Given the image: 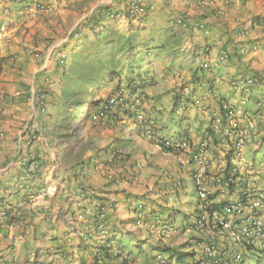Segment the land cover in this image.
<instances>
[{
  "label": "crops",
  "instance_id": "1",
  "mask_svg": "<svg viewBox=\"0 0 264 264\" xmlns=\"http://www.w3.org/2000/svg\"><path fill=\"white\" fill-rule=\"evenodd\" d=\"M197 1L144 0L145 15L125 19L126 0H0V210L4 208L7 213L0 218V264L11 254L14 255L13 264H83V246L87 249L96 247L104 237L95 233L89 221L95 200L84 201L83 197L99 196L114 224L129 217L121 209L122 202L130 201L131 195L135 196L138 191L134 183L121 180L112 185L106 179L101 170L106 161L116 166L111 172L115 171L119 177L125 175L123 169L126 167L119 166L112 146L104 148L98 155L90 151L92 148L83 150V155L75 158L79 161L83 158V169L76 172L78 179L71 175L69 167L73 162L66 157V144L55 137L57 130L48 117L39 112L37 95H34L39 71L45 69L43 73H46L53 69V63L47 60L49 50L38 67L33 65L35 53L30 55L28 63L10 69V59L3 60V57L22 53L14 41L29 47L27 41L31 36L49 32L54 22L62 27L69 23L72 30L96 8L109 6L114 15L101 23L102 28L113 27L123 36L137 29L142 38L150 40L144 46L145 50L153 44L151 35L157 36L159 41L166 38L169 47L188 53L191 58H187L185 64L188 68L211 64L204 77L210 79L215 93L203 94L210 100L212 112H216L213 108L219 97L215 87L217 81H226L238 72L260 76L256 93L264 95V0H212L204 7ZM32 2H40L43 10L38 9L42 10L39 12L32 8ZM220 10L222 12L217 14ZM255 17L259 20L252 23ZM177 20L186 26L176 25ZM156 30H159L157 34ZM87 32L83 31V36ZM62 48L65 50L67 44ZM224 52L228 54L227 59L214 65L212 62ZM6 67L7 74L14 72L3 77ZM30 68L32 76L28 81L24 76ZM183 74H187L186 71ZM110 85L111 82H107L104 87ZM254 117L264 126V108ZM261 130L263 134L264 127ZM107 143L95 146L103 148ZM36 158L39 160H33ZM30 160L39 163V168L32 164L23 170L22 164ZM29 171H33L28 176L30 179L26 177ZM79 181H83L84 190L77 186ZM24 182L30 186L28 191L20 187ZM26 192L30 194L25 200L23 194ZM111 200L117 201L116 208L109 204ZM11 216L16 220L13 230L7 222ZM85 234L89 238L83 240Z\"/></svg>",
  "mask_w": 264,
  "mask_h": 264
},
{
  "label": "rangeland",
  "instance_id": "2",
  "mask_svg": "<svg viewBox=\"0 0 264 264\" xmlns=\"http://www.w3.org/2000/svg\"><path fill=\"white\" fill-rule=\"evenodd\" d=\"M42 10L37 11L40 12ZM119 10L120 8H118L115 12L118 13ZM56 23L57 22H54L53 25H50L49 32L44 31L38 35H32L29 41H27L29 47H24L21 43L14 41L18 47L17 50H22V53L20 54L14 52L8 54L6 58L3 57V60L10 59V67L8 66V68L16 69L21 63H28L31 61L30 55L35 53L36 56L32 59L35 61V64L33 65L34 67H38L39 64L42 63L46 50H49L47 60H50L53 63V66H55L57 50L67 44V49L65 50L66 53L74 43V40L79 41L83 37V35H76L70 40L69 34L72 30L69 23L63 27L58 26L59 24L57 25ZM105 29L108 30L106 27ZM158 31L159 30H156L155 34H157ZM67 32L68 34H66ZM51 34L53 35L51 36ZM85 36H88V40L91 42H97L90 31L85 33ZM99 36H102V34ZM151 41L153 44L150 45L149 49L145 50V45H143L142 49L138 50L137 54H135L137 57L134 61L126 55L127 53L123 52L119 62L121 63V68H123V75L130 73V70L132 69V72L134 73H146L155 82L152 87L147 88L146 92L149 93H145L143 98V111L148 120L153 122L151 125V132L153 133L152 136H154V138L145 135L144 126H147V124H137L133 122L132 118H126L124 116H121L120 118L117 117L116 114L113 117L114 120L110 118L109 121H107V123H105L102 127L92 125L89 118H87L89 114V107L87 106H85L82 113L76 118H72L71 115H68L67 118L61 117L59 124L62 128L59 129L58 126H56L54 130L59 129L58 131L60 136L58 137V141H63L66 144V157L73 163L79 161V159L75 160V158L78 155H83V150L87 151L88 147L92 148L90 150L91 152L98 155V153H100L104 148L112 146V149L114 150L113 156L118 160L119 166L123 168L124 166L126 167L123 169V171H125V175H123V177H119L115 171L111 172L116 168V166H111V161H106L101 169L104 171L106 179L112 185H116L115 181L119 182L121 180H125V182H128L129 184L134 183L138 188L136 195H132V199L130 201H127L125 198L126 200L122 202L123 205H121V209L125 214L129 216L127 208L129 204H134V202L140 198L139 196H144L145 198L141 199L144 200L145 204H147L150 212L158 210L157 214L160 218H165L170 215L174 217L175 225H180L188 219L190 213L192 216L195 214L194 205L197 197L196 186L187 172L188 166L185 163L183 164V162H185V155L163 151L156 142L159 136L174 138L178 134L184 132L186 128L181 127L179 124V119L181 117L190 116L193 118L196 116L200 121L202 129L212 119H210V114L208 112H197L195 107H192L191 105L190 108L186 110L185 99L179 100L176 107L173 108V103L175 101L173 92L178 91L183 84H187L189 90L192 88V84H188V82H190L191 73L186 69L188 65H185L187 63V58H189V60H191V58L188 53H184V50L178 52L176 49L169 47V43H165L164 49L159 51V49L154 46H160L163 43H161L158 38H153ZM162 41L168 42V39L165 38ZM24 48H27L30 52L24 51ZM18 57L20 59H18ZM39 58L40 61H37ZM212 63L214 64V62ZM48 66L49 63H47V68H49ZM180 67L181 70H179ZM8 68H4L5 73L3 74V77L7 75L9 76L14 72L11 71V74H7ZM32 68L27 69L28 71L24 76L28 81L32 76ZM44 70L45 69H42L40 71L44 72ZM183 71H186L187 74H183ZM1 72L2 68H0V73ZM176 73H178L177 76H175ZM182 74L184 76H182ZM45 78H48L55 84L53 86V84L50 83L49 86L53 87H46L43 83L42 87H46L45 89L47 90L45 93L58 96L61 85L60 80L58 79V71H56L55 68L51 71L49 70L42 74L40 80H43L44 82ZM123 78L124 77H122V80ZM221 78L223 77L220 76V79ZM172 80H174V82H171ZM110 82L111 85L108 86V88H105V85L100 88V90L94 95V99L105 98L112 93V89L116 85V81L113 80ZM34 85H36L35 80L33 86ZM215 87L217 88L219 97H239L240 95L239 92L234 93V91L230 89L229 85L225 84L222 80H218ZM201 91L202 90H196L195 94L198 95ZM206 91L207 90H205V92ZM214 93L215 92H212L210 95ZM52 98L49 97V99H46L45 97L46 101L44 107L46 112L44 116H50V114L53 115L54 113L53 106L58 104V102H55V99L53 100ZM203 100L205 101V105L209 107L210 100L208 97H205ZM243 107L245 109L253 108L252 100L246 101V104ZM193 129L195 131L199 130L197 127H193ZM258 133L259 130L257 129V134H255V137L252 140L250 139V143L247 144V148L245 147L242 149V154L245 157L246 164L252 163L254 170L260 173L258 174V183L263 184L264 144L260 141L264 140V133L262 135ZM102 142L108 143L103 148L95 146L96 144H101ZM99 158L100 157L98 156V159ZM81 160H83V158ZM73 163H71V165ZM178 182L181 184L182 188L177 186ZM171 184L174 185L173 191L170 189L172 186ZM116 202L117 201L111 200L109 201V204L112 208H116ZM127 202H129L128 205H126ZM164 205L166 206L163 207ZM120 227H124L123 231H128L130 234H134L126 238L125 243L127 250L130 252L138 255V251L140 250V256L138 255L135 257L138 259V263L143 264L142 260L147 257L150 259V264H159L151 257L158 252L160 247L152 235H148L145 230H139L136 228L132 229L129 225ZM138 239L141 240V242ZM187 240L186 234H178L173 239L168 241V245L166 247H169L174 254L180 249V246L184 244V248H182V250L186 251L187 246H185V243ZM222 242H230V236L225 237ZM242 264L264 263H257L256 259L253 260L250 255H246Z\"/></svg>",
  "mask_w": 264,
  "mask_h": 264
},
{
  "label": "trees",
  "instance_id": "3",
  "mask_svg": "<svg viewBox=\"0 0 264 264\" xmlns=\"http://www.w3.org/2000/svg\"><path fill=\"white\" fill-rule=\"evenodd\" d=\"M113 16L114 14L111 12L109 6H102L99 8H96L95 11L92 12L91 15L87 16L84 20L82 19L70 32L69 38L70 40L74 38L76 35H83V31H90L95 40L91 42L88 36H83L81 40H74V43L71 45L68 52L65 53V49L61 47L56 52V58H55V66H53V69L55 68L56 71H58V79L60 80V89L58 96L56 95H49L48 93H45L47 91L46 87H53L55 84L53 81L49 80L48 78H45V81L40 80V77L42 76L43 71H39V76L37 75V78L35 80L37 81V88L35 90V94L37 95L38 99V107L39 112L42 115H45V97L46 99L49 97L52 98L55 102H58V104H55L53 106L54 113L53 115L50 114L48 117V121H50V124L54 126H58L59 129L62 127L59 124L60 118H67L68 115L72 118L78 117L82 110L85 108V106L89 107V112L94 111L98 108V105L102 100H105V98H98L94 99V95L100 90V88L107 84V81H116V85L112 89V93L120 90L125 89L129 93H138L139 95H145V92L147 88H150L155 83L151 77H149L146 73L142 74L141 72L134 73L132 72V69L130 70V73L123 75L121 68V63L119 60L122 57V53H127L128 57L134 61L136 59V55L138 50L141 49L143 45H146V43L150 40H146L140 36L139 31L136 29L131 34L127 36L121 35L117 30L114 28H102L101 23L110 16ZM130 19V18H128ZM258 19V17H255L252 20V23H255ZM140 21V18H139ZM180 22H182L180 20ZM183 23V22H182ZM180 26H186L185 23ZM105 29V30H104ZM108 31V32H107ZM102 36H99L101 35ZM152 38H156L157 36L151 35ZM160 46L155 45L154 47L160 50H163L165 47V42L160 41ZM206 48H204V52H206ZM61 54L62 59L64 63H59L57 59V54ZM225 53V52H224ZM175 54V53H174ZM226 54V53H225ZM226 54V59H227ZM221 56V55H220ZM214 62V61H213ZM221 61L217 58V60L214 62V64L220 63ZM224 62V61H222ZM211 64H202L201 67H196L195 69L188 68L187 70L190 71V82L188 84L191 85V89L189 90V87L187 84L181 85L180 89L178 91H174L173 95L175 98V101L173 103V108L176 107L177 102L181 99L186 100V110L190 108V105L192 107H195L196 111H200L203 113H209L211 121L208 122L204 128H201L200 121L197 119V117L191 118L190 116L181 117L179 119V124L181 127L186 128V130L176 136V138L181 139H187L188 142L191 140H197L199 139L201 142L204 141H212L214 143L220 141L221 128L216 129L214 126V123L212 124L213 120L216 118L217 115L220 114L222 116L221 111V105L223 103H235L234 105L240 103L241 100H244V105L246 104V101L252 100L253 108L255 109L252 111L251 109H245L243 107V111L246 112L245 114L254 115L258 112V110H261L264 108V95L256 93V90L258 89L257 84V78L259 79L260 76H257L255 74H249L244 71L238 72L236 75L229 76L226 81L224 80L225 84H228L230 89L234 91V93L239 92V97H217L215 103L216 108H213L214 111L212 112L211 106L207 107L205 105V101L203 100L205 98L203 92L207 90V93H212L214 91L213 87L210 84V79L205 78V74L210 71ZM181 70V67L179 68ZM178 72V71H177ZM130 74V75H129ZM178 73H176L175 76H177ZM122 77L123 80H122ZM240 77L239 79H237ZM177 78V77H176ZM177 80V79H176ZM46 87H42V85ZM50 83L53 84V86H49ZM24 87L27 88L26 84H23ZM196 90H202L200 94L196 95ZM43 96V97H40ZM196 99H200L202 101V105L204 106V109H198L196 103ZM57 105V106H56ZM68 113V114H67ZM121 114L126 116H132V114H126L125 112H121ZM90 117V114H88V117ZM63 121V120H62ZM90 121V119H89ZM203 123V122H202ZM257 126L259 128L263 127V124L261 122L257 123ZM193 127L199 128V130L195 131ZM58 129V130H59ZM57 130L55 137L58 139L60 136L59 131ZM199 135V136H198ZM198 137V138H197ZM253 139V138H252ZM264 139V137H263ZM192 142V141H191ZM262 144H264V140L260 141ZM61 143H64L63 141ZM158 145H162L164 151H170L169 148L165 147L163 144V141H161V138L158 142H156ZM232 151L227 150L225 152V164L224 167H233V161L231 157ZM233 156V155H232ZM33 160H39L38 158ZM33 160L24 162L22 164V169L27 170L30 168L32 164H34L35 168H39V163H33ZM71 169V175L78 179L79 173L76 172L78 170L83 169V160H80L69 167ZM33 171H29L26 175L27 178L32 174ZM33 176V175H31ZM30 179V178H29ZM28 179V180H29ZM32 179V178H31ZM116 182V181H115ZM117 183V182H116ZM77 186L84 190V183L83 181H79L77 183ZM24 190H29L30 186H28V183H25L20 185ZM19 189V188H18ZM20 190V189H19ZM30 192H26V194H23V198L25 200L27 199ZM132 196V195H131ZM140 198L144 199V196H139ZM209 199H214V196L209 195ZM85 199L93 202L95 200V204L93 205V215L91 216V219L89 220L91 224L93 225V229L95 233H100L101 229H98V225H101L102 229L105 232L104 237L102 238L101 242H99L98 246L93 247L91 249H87L85 246H83V264H85V257H89L93 255V250L96 248L98 252H102L103 256L106 259L105 264H131V263H137V260L135 257L138 255L140 256V250L138 251V255L130 252L126 248V238L134 235L130 234L128 231H123L124 225L134 226L135 220L138 217H135L134 213H140L143 215L149 214V219L151 218H158L159 220H164L163 222L172 224V216L168 215L165 218H160L157 214V211H152L148 209L147 204H145L144 200H136L134 204H129V202L126 203L129 217L124 220H120L114 224L110 222L111 216L109 213H106L105 211V205L103 202H101V198L97 195L91 194L85 195L83 197V200ZM222 207L221 204H217L214 206L215 209L219 210ZM7 216V213L5 214ZM190 216H188V219L186 220V225L183 227V231H186L187 228H191V230L187 233V239H196L199 242H203L206 246H202L201 250L203 251L202 254L207 256L205 258L206 263L208 264V261H212L213 259L219 258L218 264H222V259L224 261H228L230 263H235V261L232 258L231 252H228L229 250H233L232 247H228L227 245H224L223 248H220L217 246V243H214L216 236H213L214 238L212 241L210 240V236L206 238H202L203 232L193 230V224H190L189 222ZM9 224H14L16 222L15 218L13 216L10 217V219L7 221ZM136 226V225H135ZM136 229H143L148 235H152L154 239L159 244V250L158 252L151 256L152 259L155 261H160V258L157 259V257L161 256L162 260L164 261L165 256L164 254L166 252L170 253L172 252L169 247H166L168 245L167 242L161 240V238H156L148 228L144 227H137ZM176 230V228L173 226V231ZM182 231V230H181ZM182 231V232H183ZM86 237H83V240H85L88 235L85 234ZM175 237V231L172 233V235L168 238V240L173 239ZM139 240V239H138ZM141 242V240H139ZM85 244V243H84ZM186 244V243H185ZM249 245V244H248ZM139 246V245H138ZM184 248V244L180 246V249L175 252L174 254L171 253L168 256L170 258H173L177 261V263H185V264H202L201 261L195 260L194 258V251H184L182 250ZM211 252L210 255H207L208 251ZM112 250V252L110 251ZM111 254H109L108 253ZM248 251H254L248 249ZM228 252V253H227ZM248 252V253H249ZM251 259H256L257 263H264V249L255 250L254 252H250ZM192 259V260H191ZM143 264H150V259L145 258L142 260ZM189 261V263H188ZM205 263V264H206Z\"/></svg>",
  "mask_w": 264,
  "mask_h": 264
},
{
  "label": "built area",
  "instance_id": "4",
  "mask_svg": "<svg viewBox=\"0 0 264 264\" xmlns=\"http://www.w3.org/2000/svg\"><path fill=\"white\" fill-rule=\"evenodd\" d=\"M212 0H198L199 6H209ZM127 9L125 19L143 16L146 12L144 0H126ZM32 8L38 10L43 6L40 2H32ZM216 12L217 14L221 13ZM113 17L112 15L110 18ZM176 25H183L177 20ZM61 54H57L59 63H64ZM218 59L222 62L226 60V54L222 53ZM238 77L237 79H239ZM198 109H204L202 101L196 99ZM235 103H223L221 112L214 119L216 129L221 128L222 135L219 142L200 141L181 138H165L163 144L175 154L185 155V163L188 166V173L194 181L197 188V202L195 205V215L191 220L193 230L203 232L202 238L211 237L212 241L216 236L214 243L223 248L224 245L232 247V258L235 262H240L241 253L233 248L237 243L241 247L251 246L252 248L264 247V186L258 183V171L254 170L252 163L246 164L242 149L250 142L251 135L255 130L254 121L245 114L242 106L244 100ZM143 95L138 93H129L120 89L111 93L102 100L98 108L91 111L90 123L102 127L107 118L115 112H125L132 114L136 123L149 124L143 111ZM145 134L151 137L150 128L145 129ZM232 151L233 167H224L225 152ZM250 162V161H248ZM214 196L209 199L208 196ZM221 204L222 207L217 210L215 205ZM6 209L0 210V218L5 217ZM136 218L135 225L141 228H148L156 238L167 240L173 231V225L163 222L158 218L149 219V214L143 215L134 213ZM149 215V216H148ZM173 224V222H172ZM134 225V226H135ZM135 226V227H136ZM9 229H14L15 225L9 224ZM99 235L104 236L105 232L101 225H98ZM191 228H189V231ZM230 236V242H222L225 237ZM191 248L194 251V259L205 264L207 256L202 254L203 242L192 239ZM249 244V245H248ZM93 250V255L85 257V264H105V257L102 252ZM207 255L211 252L207 249ZM227 252V253H228ZM160 262L162 260L161 256ZM14 255L11 254L6 264H12ZM219 258L208 261V264H218ZM138 264V263H131ZM207 264V263H206ZM222 264H228V261L222 259Z\"/></svg>",
  "mask_w": 264,
  "mask_h": 264
},
{
  "label": "clouds",
  "instance_id": "5",
  "mask_svg": "<svg viewBox=\"0 0 264 264\" xmlns=\"http://www.w3.org/2000/svg\"><path fill=\"white\" fill-rule=\"evenodd\" d=\"M123 90H125V89H123ZM125 91H127V90H125ZM143 98H144V95H143ZM244 106V105H243ZM243 106H242V108H243ZM117 115V117H120L121 118V116H124V117H126V118H132V116H126V115H123V114H121L120 112H115L113 115H110L108 118H107V120H106V123H107V121H109V119L110 118H113L114 117V115ZM249 117L254 121V123H255V130L253 131V134L251 135V140H252V138H254L255 137V134H257V129L259 130V133L258 134H262V130H261V128H259L258 126H257V123H258V121L256 120V118L254 117V115H249ZM133 119V118H132ZM148 121H150V120H148ZM133 122H134V120H133ZM152 122V121H151ZM134 123H136V122H134ZM214 123V120H213V122H212V124ZM138 124V123H137ZM147 124V123H146ZM153 124V122L152 123H150V125L149 124H147V126H144V131H145V129L146 128H150V132H151V125ZM146 135V134H145ZM153 135V133L151 132V138H154V136H152ZM149 137V136H148ZM160 138H161V141H163L165 138H169L168 136L167 137H165V136H159L158 137V140H157V142L160 140ZM174 138H176V137H174ZM250 143V142H249ZM248 144V143H247ZM247 144H246V148H247ZM159 147H161L160 145H158ZM163 147V146H162ZM161 147V148H162ZM162 150H163V148H162ZM164 151V150H163ZM168 152H171V151H168ZM188 172V171H187ZM189 174V173H188ZM169 177V176H168ZM191 177V176H190ZM194 182V181H193ZM172 185V184H171ZM261 186H264V183L263 184H260ZM177 186H179L180 188H182L181 187V184L178 182V184H177ZM196 186V185H195ZM170 189H171V191H173V189H174V185H172L171 187H170ZM196 191H197V188H196ZM197 198V197H196ZM196 202H197V199H196ZM196 202H195V205H196ZM195 205H194V207H195ZM195 215V214H194ZM189 216H190V218H189V222H190V224H191V220L193 219V217L194 216H192L191 215V213L189 214ZM171 220H172V222H173V226L176 228V230H175V236H177L178 234H186V236H187V233H186V231H188L189 232V227L187 228V230L186 231H183V227L186 225V221L185 222H183L182 224H180V225H175V220H174V217H172L171 218ZM130 227H132V229L133 228H136L135 226H130ZM141 230H143V229H141ZM183 232H182V231ZM168 239L167 240H165V242H167L168 243ZM191 241H192V239H189L188 238V240H187V242H186V244H185V246H187V250L188 251H191L192 250V248H191V245H192V243H191ZM233 248H234V250L236 251V252H240L241 253V259H240V262H235V263H230V262H228V264H242L243 263V260H244V258L246 257V255H251L250 254V252H254L255 250H259V249H264V247H262V248H252L251 246H243V247H241V244L239 245L238 243L236 244V245H234L233 246ZM248 249H250V250H254V251H248ZM249 252V253H248ZM172 252H170V253H168V252H166L165 254H164V256H165V262H160V261H157L156 260V262L157 263H159V264H179V263H177V261L176 260H174L173 258H170L168 255L169 254H171ZM192 260V259H191ZM6 262H7V260L6 261H4L2 264H6ZM138 263V262H137ZM188 263H189V261H188ZM12 264H13V262H12ZM138 264H140V263H138ZM181 264H185V263H181Z\"/></svg>",
  "mask_w": 264,
  "mask_h": 264
}]
</instances>
